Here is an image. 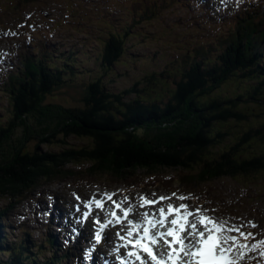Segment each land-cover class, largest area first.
Instances as JSON below:
<instances>
[{
	"label": "trees",
	"instance_id": "obj_1",
	"mask_svg": "<svg viewBox=\"0 0 264 264\" xmlns=\"http://www.w3.org/2000/svg\"><path fill=\"white\" fill-rule=\"evenodd\" d=\"M16 1L19 9L34 0ZM167 5L170 0H136L133 10L152 18ZM235 18L234 30L221 42L167 60L162 70L145 71L124 89L111 83L113 68L134 45L126 26L110 32L91 58L94 64L85 68L73 47L62 51L47 47L45 40L38 48L23 42L22 65H14L3 82L9 105L0 117V196L27 199L42 186L85 174L70 167L79 160L91 163L88 175L115 180L131 179L140 169H176L171 184L189 191L223 176L263 171L264 152L250 148L253 139L264 141V7L243 10ZM231 83L233 93L220 92ZM252 105L256 110H249ZM250 115L258 118L256 127L236 132L227 146L223 126L230 120L250 121ZM71 135L90 141L70 146ZM50 144L60 149L42 147ZM201 196L206 199L208 193ZM4 223L1 232L10 221ZM31 234L17 242L5 235L0 251L7 256L0 257V264H61L59 256L43 257L46 243ZM247 237L259 240L257 233ZM54 239L49 243L59 252L61 244ZM251 264H264V255Z\"/></svg>",
	"mask_w": 264,
	"mask_h": 264
},
{
	"label": "rangeland",
	"instance_id": "obj_2",
	"mask_svg": "<svg viewBox=\"0 0 264 264\" xmlns=\"http://www.w3.org/2000/svg\"><path fill=\"white\" fill-rule=\"evenodd\" d=\"M134 1L37 0L15 9V0H0V49H9V53H0V62L1 59L9 60V56L14 59L17 56L16 48L20 42L26 39V34L21 33L20 35L19 32L24 30L32 32L34 28L41 29L44 24L53 22L54 29L50 37V45L56 42H66L68 46L77 45L78 49L86 48L89 53L85 55V61H80L79 64L89 67L92 66L93 61L87 60L88 56L94 54L111 31L126 26L130 44L134 45L130 48L128 55L116 64L113 72L115 81L111 83V86L116 89H124L132 85L145 71L162 70L168 64L167 60L178 59V56L185 53L188 48L204 40H210L213 35L228 29L232 19L229 14L237 8V4L241 0H218L219 7L209 4L210 2H203V0H178L170 10H164L152 18H144L141 15L136 22L137 14L132 11ZM206 6L210 10V14L205 11ZM27 21H32V24ZM47 33L49 34V32ZM83 44H87L86 47H83ZM133 54H139L140 57L132 58ZM226 85L220 92H228L227 90L234 88L232 83ZM233 92V90H229V94ZM59 99V101L65 102L62 97ZM78 104H80V99L75 102V105ZM8 105L9 98L6 92L0 89V107L2 108L0 117H3L2 114L7 112ZM252 109L253 107L250 106L249 110L254 111ZM250 117V121L247 120L242 124L230 120L223 126L228 131L224 137V143L227 146L234 142L236 132L241 133L246 128L256 127L258 118L254 115H250ZM67 140L70 146H82L90 141V139H82L74 135L68 136ZM252 144L250 150L253 153L264 152L262 139H253ZM42 147L44 149H60L56 144L54 146L51 144L42 145ZM90 164L83 160L72 162L70 167L84 170L86 173L40 187L35 191H38L35 195H39L42 190H49L58 192L59 195L64 194L68 199H72L75 198L74 194L79 192V194L85 195L82 197L87 201H91L95 198H105L106 195L114 192L119 198L132 200L131 203L137 202L145 193L151 194L150 197L167 195L170 196L169 201L188 204L192 210L197 207L202 209L203 206H200L204 204L205 209L203 210L209 214L211 220L219 221L224 225L227 236L230 235L229 233H235L236 230L241 229V235L245 234L244 230H247L262 234L261 237L264 239V170L248 176H224L199 185L198 189L194 191H189L186 186L171 184V180L163 183L159 180L160 178L163 180L173 178L177 172L176 169H160L150 173L140 169L131 179L115 180L107 175H88L86 169ZM141 183L153 184L147 186V184ZM171 191L174 193L170 194ZM205 193H208L207 200L201 196ZM31 199H14L19 205L17 207L19 213L26 214V210L30 211L27 204ZM38 199L45 200L47 205H50L51 197L40 195V198H35L34 205H38ZM10 202L9 197L0 196V210L8 206ZM45 202H42V207H45ZM69 206L76 207V204L72 202ZM102 210L110 215L109 209L102 208ZM35 212L36 215L43 213L40 208H35ZM49 215L50 213L46 211L40 216V221L38 219L36 222H30V226H24L32 229V239L40 242L45 240L44 233L50 227L47 221L51 217ZM19 218L28 219L29 217L25 215L19 216ZM19 218L15 219L17 225L24 223V220ZM128 223L131 225L130 220ZM112 229L114 231L116 227ZM7 230L10 233V241L16 240L23 233H20V228L13 232L11 229L7 228ZM235 244L239 245L236 241ZM85 246L86 256H88L90 255L88 247L95 248L94 243H88ZM38 250V248L34 249V251ZM251 251H246L245 263L241 264H246L251 257L256 258L255 253L259 254L264 251V243L256 252L253 251L255 253H251ZM1 256L6 257L7 254H1ZM52 256L53 252L51 251L43 255L47 258H52ZM63 263H65L64 260L61 261V264ZM79 264H84V259Z\"/></svg>",
	"mask_w": 264,
	"mask_h": 264
},
{
	"label": "snow or ice",
	"instance_id": "obj_3",
	"mask_svg": "<svg viewBox=\"0 0 264 264\" xmlns=\"http://www.w3.org/2000/svg\"><path fill=\"white\" fill-rule=\"evenodd\" d=\"M186 207L182 204L177 209L175 206L169 205V211L176 212L177 217L171 221V224L175 227H170L167 231V235L173 237L174 240L170 241L172 249L166 258L160 259L154 252L153 236L150 233L151 221H149V227L143 228V234L138 239L133 232H128L129 239L126 247L133 249L128 253L129 256L135 257L138 261H141V264H144V261L149 257L155 264H238L246 255L244 251L246 245H236L234 237L222 235L224 231L222 226L207 216H202L201 220L206 227L208 225L210 227H207L205 232L204 230H198L197 226L193 224L190 233L193 243L190 246L186 245L185 239L181 235L185 231L186 223L189 215H191V213L183 212ZM125 215H128L127 210ZM164 215L165 210L161 209V216ZM94 239L102 242V234L96 232ZM261 255H264V251L261 252Z\"/></svg>",
	"mask_w": 264,
	"mask_h": 264
},
{
	"label": "bare ground",
	"instance_id": "obj_4",
	"mask_svg": "<svg viewBox=\"0 0 264 264\" xmlns=\"http://www.w3.org/2000/svg\"><path fill=\"white\" fill-rule=\"evenodd\" d=\"M1 52H3V49H0V53ZM245 194H246V192H245ZM150 195L151 194H149V193H145L143 195V197L139 198L137 200V202H135V203H131L132 200L128 201L127 199L117 198L116 197L115 200L117 202L121 203V205L125 206V208H127L128 212H129V215L126 216L124 221L127 218L128 219L131 218L132 221L136 220L137 222H140V221L143 220V224H144V221L147 220V217H150L152 220H156L157 223H160L161 221L162 222L165 221V223H166L170 219L171 215L173 214L172 211H169V205H174L177 208L180 205H182V204H179V203L174 202V201H169L170 200V196H167V195H164V196L157 195L155 197H150ZM101 199L103 200L102 204L104 203V205H105V207H104L105 210L106 209H109V210L112 209L111 205H113V204H111L110 200H107V198H103V197L99 198V200H101ZM151 199H153L154 202H156V203L149 202ZM50 208H51L50 206L45 207V209L47 211H49ZM161 209L165 210V215L163 217L161 215L160 216L158 215L159 212L161 211ZM187 210H190V211H193L194 213H196V210H192L191 207L188 206V205L183 210V212L184 213H188ZM40 214H37L38 219H39ZM181 214H183V213H181ZM201 216H207V215L205 214L204 211H202V213H197V215L191 214V217H193L194 220H195L193 222V224H195L197 226V229H200V228L205 226L204 222L201 220ZM47 221H48V225L55 229L56 226H55V223L53 222V219H49L48 218ZM25 226H30V224L25 225ZM121 227H122L121 233L123 235H125L126 238H129L128 237V232L129 231H134L133 233L136 235V238H137L138 237L137 234L139 233L140 229L142 228V226L139 227V231L135 232V229H134L135 225L129 227V226L123 224ZM191 230H192V228H191ZM30 231H31V233H33L32 229L30 230V229H28L26 227H23V230L20 233L23 232L21 235L25 237L26 235L27 236L30 235ZM151 231H152V229L150 228V233H151V235H153V233ZM1 236H0V240H1ZM44 237H45V240L43 242L39 241V243H43V244L46 243V248L48 249V251H51L54 254H57V256L62 257L63 258L62 260H64V261H68L70 258L74 257L72 253H73V249H75V247L73 245L68 244L67 240H65V239L63 240L61 237L57 238L56 235H54L53 233H50L49 231H46L44 233ZM51 237L55 238L54 239L55 240V244H58V245L61 244L59 249H58L59 252H55L54 251L55 249H54L52 243H49V239ZM47 241H48V244H47ZM87 242L93 243L90 235H88ZM188 245L190 246L189 242H188ZM35 248H37V247H35ZM46 253H47V251H46Z\"/></svg>",
	"mask_w": 264,
	"mask_h": 264
},
{
	"label": "clouds",
	"instance_id": "obj_5",
	"mask_svg": "<svg viewBox=\"0 0 264 264\" xmlns=\"http://www.w3.org/2000/svg\"><path fill=\"white\" fill-rule=\"evenodd\" d=\"M244 145H245V144H244ZM4 231H6V228H3V232H1V231H0V233H2V234H3V233H4Z\"/></svg>",
	"mask_w": 264,
	"mask_h": 264
}]
</instances>
